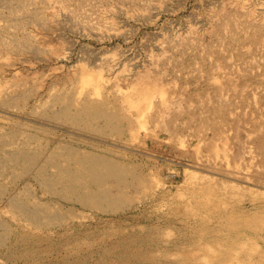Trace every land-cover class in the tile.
Masks as SVG:
<instances>
[{
	"label": "rangeland",
	"instance_id": "rangeland-1",
	"mask_svg": "<svg viewBox=\"0 0 264 264\" xmlns=\"http://www.w3.org/2000/svg\"><path fill=\"white\" fill-rule=\"evenodd\" d=\"M52 1L50 7L42 1L38 5L46 11L44 22L30 20L15 28L16 38L30 32L32 37L26 36L32 43L18 49L1 45L0 89L16 87L17 82L22 92H32L26 93V106L20 105L21 100L15 106H0V130L18 146L34 132L31 140L41 147L42 159L59 145L80 155L95 152L99 157L107 156L126 170L125 179L104 170L102 184L86 175L87 189L77 186V192L64 191L70 180L65 179L66 185L59 183L54 191L40 182V169L25 171L18 164L2 161L13 148L0 140V221L12 224L9 200L15 196L33 202L80 205L85 190L104 186L115 193L103 207L112 213H102V206L90 200L84 204L93 210L88 220L92 229L122 234L118 240H123V245L108 246L114 251L110 254H105L103 245L105 248L88 255L68 257L43 242L32 252L31 236L23 231L20 237L11 225L13 230L0 245V264H264V63L261 71L260 65L255 67L263 77L255 69L252 71L259 78L255 73L249 77L252 71L243 69L246 59L241 57L254 53L260 58L264 39L260 50L262 41L259 45L248 44V40L230 44L219 27L227 12L245 8L236 0H69L70 5H65L67 0ZM246 1L247 11L252 8L253 18L264 23V0ZM99 2L103 3L100 7ZM5 17L0 20L10 27L11 21ZM189 36L201 40L202 47L208 42L204 48L212 45L209 52L214 56L203 62L197 55L201 46L195 51V47L189 48L191 52L179 46L185 53L182 59L175 44ZM245 42L256 49H249ZM262 53L259 61L264 62ZM166 54L168 57L162 59ZM216 57L228 66L219 67ZM168 58L172 61L167 62ZM205 62H212L213 70ZM206 66L209 71H205ZM238 68L248 74L246 78ZM229 69L237 70L240 77H232ZM89 77L91 80H86ZM219 85L226 89L221 97L216 95ZM91 86L98 91L76 93ZM115 89L125 93L117 94ZM76 96L77 103H72ZM58 97L65 104L70 102L67 109L65 104V109L61 107L62 101L57 103ZM51 99L52 107L47 108L45 104ZM88 101L94 104L90 108L85 107ZM220 103L228 108L227 123H219L224 129L200 126L201 119L221 120L214 113ZM101 111L107 115L100 116ZM76 113L81 119L86 116L85 122L78 121ZM192 113L196 120L189 117ZM65 146L60 147L63 156L59 162L77 172L76 158L69 159ZM50 167L49 172L56 173L57 168ZM82 172L85 175L80 167L78 174Z\"/></svg>",
	"mask_w": 264,
	"mask_h": 264
},
{
	"label": "bare ground",
	"instance_id": "bare-ground-1",
	"mask_svg": "<svg viewBox=\"0 0 264 264\" xmlns=\"http://www.w3.org/2000/svg\"><path fill=\"white\" fill-rule=\"evenodd\" d=\"M41 1H42V4L45 5V7L47 5H48V7H50V5H51L50 2H53L52 0H0V6L2 7V9L3 10L6 9L5 11H3V10L0 11V19H1V17L3 18V17L6 16L5 18H7V19H5V20H10L11 23H12L11 24L10 21H9L11 26L7 27L6 25L3 24L4 22L2 23V21L0 20V48H1V45H2V47H6L8 49H18L19 47H25L29 43L33 42V41L32 42L29 41L30 36H28V35L29 34L31 35V33L29 32V34H27L22 27L21 28L23 29L24 34L26 33V35L29 37V39H27L26 35H25L26 37L24 36L23 38H21V37L20 38H16L18 36V34L15 32L17 30V29L15 30V28L16 27H20L22 25L25 26L27 21L30 22V23H31L32 20H33L32 23L34 22V20L39 21V22H44V19H46V16H45V14H46L45 12L46 11H44V9H42V7L38 8V5H39V3H41ZM81 1H83V0H80V2ZM99 1L102 2V0H99ZM106 1L107 0H105V2ZM67 2H69V0L65 1V5H66ZM74 2H75V0H74ZM95 2H97V1L95 0ZM100 2H99V7L101 5H103V3H100ZM236 3H239L238 6H241L243 9L245 8L244 10H246V11L239 12L241 9H239V11L237 9L236 10V11H238L237 13H235V11L232 14L228 13V12H227V14L225 13L226 15H223V16H225L224 17L225 18L224 22L222 20V22L219 24V27H221V31H223L224 34H225V35L224 34H222V35H224L226 37V39H225L226 42H229L230 44L239 45V43L244 42V40L245 41L248 40V42H247L248 44L251 41L252 43H255L256 45L257 44L259 45L260 42L264 39V23H262V21L260 22V21L256 20L255 18H253V15H254V17H256V16H255V12L253 14V11H251L252 8H251V10H249L250 8L247 7L248 10H249V11H247L245 6H247L248 3H247L246 0H236ZM68 4L69 3H67V5ZM87 4L89 5L90 2L87 3ZM91 4H92V2H91ZM84 5H85V3H84ZM249 5H250V2H249ZM77 6H78V4H77ZM79 6H80V3H79ZM97 6H98V4H97ZM97 6L95 5L94 8H96ZM94 8H92V9H94ZM47 11H48V9H47ZM208 12L211 13V11H208ZM213 13H214V11H213ZM213 15H215V14H213ZM248 15L251 18L246 17ZM209 18H211V17H209ZM218 18H216L217 22L219 21ZM217 22H216V25H218V23H219V22L218 23ZM216 28H217V26L214 28V31H215ZM22 29H20V30H22ZM219 30H217V31H219ZM214 31H213V33H214ZM217 33H219V32H217ZM221 33L222 32H220V34ZM222 35H221V37H222ZM214 36L216 38L215 33H214ZM31 37H32V35H31ZM218 37H217V39H219ZM225 37L222 38L223 41H224ZM195 38H192L190 36L189 37H183L182 39L179 38L180 39V41H179L180 45L177 44V42H178L177 41L175 46L176 45H177V47L181 46L182 49H187V50L189 48L193 49L195 47L194 50H193V51H195L196 47H200L201 46L200 45L201 42H199L201 40L198 41ZM214 42H216V41H214ZM168 43L171 44V42H168ZM207 43L208 42H206V44H204V46L207 45ZM210 43H212V41ZM222 43H221V45H222ZM247 43H246V45L248 46ZM242 45H244V44H242ZM260 45L261 46L260 47L258 46V49L262 47L263 41H262V44H260ZM204 46L203 47L201 46L200 48L202 49V48H204ZM208 46H206V47H208ZM210 46H209L210 49L206 48V47L204 48V49H206L205 52H203L204 49L201 50L199 48L201 54H200V52L198 50L199 54H197V55H201V57H198V58H200V61H201V58L203 59V62H204V61H206V59H209L211 56H214V54H212L210 56L211 53L209 51L212 52V50H213V46L212 45H210ZM252 46H254V45H252ZM170 47H171V45H170ZM177 47L174 48V51H175V49L177 50ZM181 47H179V49H181ZM211 48H212V50H211ZM238 48H242L241 45ZM245 48H247V47L245 46ZM245 48H243V49H245ZM169 49H171V48H169ZM182 49H181V53L184 51V50L182 51ZM190 49L188 51L191 52ZM221 49L222 48H220L219 50L221 51ZM249 49H256V48L255 47L254 48L253 47L252 48L249 47ZM258 49H257V51H258ZM262 49H263V47H262ZM247 50H248V48H247ZM188 51H187V53H188ZM222 51H223V49H222ZM240 51H243V50H240ZM262 51L264 52V50L260 51V58H261ZM179 52H180V50H179ZM216 52H217V50H216ZM254 52H255V50H254ZM181 53H179V54L182 55L181 58L183 59L185 53L184 54L183 53L181 54ZM213 53H214V51H213ZM243 53H246V52L243 51ZM192 54H194L193 56H196L194 52ZM220 54L221 53H219V56H220ZM222 54H224V52ZM180 55L178 57H180ZM172 56L173 55H172V49H171V56H169V57H172ZM174 56H176V55H174ZM223 56L224 55H222L220 57L223 58ZM248 56L251 57V55H248ZM248 56H246L247 58L244 57L243 55L241 56L242 59L243 58L246 59V63H245V61H243V63L245 64V68L243 67V69H245V70L247 69V70H249V72H251L254 69L256 70V68H257L256 65L257 66L260 65L259 69L261 71V68H262L261 65L264 63L263 60H262V62L259 61L261 59L258 56L256 57V54H254V53H253V55H252V57L250 59H249ZM165 57L167 58L168 55L166 54L164 56H161L162 59H164ZM174 58L175 57H173V59ZM217 58L218 57H216V59ZM224 58H226V56ZM169 59L170 58L167 59V62L169 61ZM216 59L213 62H216ZM247 59H249V61ZM159 60H158V62L161 61V60L160 61ZM195 60H196V58H195ZM219 60H221V58ZM171 61H172V59H170V62ZM197 61H199V60L197 59ZM217 61H218V59H217ZM163 62H165V61H163ZM173 62H175V60ZM177 62H178V60H177ZM177 62H175V63H177ZM194 62H196V61H194ZM206 62H205V64H207ZM200 63H202V62H200ZM211 63L212 62H210V64ZM217 63H218V66H219V64H221V61H218ZM197 64H199V63H197ZM205 64L203 63L202 65H205ZM210 64L208 65L209 69L211 68V66H213V64L212 65H210ZM160 65H163L162 62H161ZM215 65L216 64H214V69H215ZM221 65L223 66L225 64L222 63ZM226 67H224V68H226ZM216 68H217V65H216ZM204 69H205V71H209V70H206L207 66ZM211 69L213 70V67ZM239 69L240 68H238L237 70L242 72L243 69L242 70L241 69L239 70ZM230 70L231 69H229V74H230ZM231 71H232V73H231L232 77H234L233 75H235V74H237L238 76L240 75L239 72L236 73V71H235V73H234L233 70H231ZM256 71L258 72L259 70L257 69ZM210 72H212V71H210ZM243 72H244V70H243ZM249 72L247 71V73H249ZM227 73H228V71H227ZM247 73L244 72V75H243V73L241 75L245 76V74H247ZM252 73H255V72L252 71L251 74H249V75L247 74V75L250 77V76H252ZM263 73L264 72H262V75L264 76ZM207 74L209 75V72ZM255 74L257 75V73H255ZM258 74H259V72H258ZM260 74H261V72H260ZM260 74H259V76H261ZM256 75H254L255 78H256ZM243 76H241V77L243 78ZM246 76H245V78H246ZM259 76L257 75L258 78H259ZM263 76H261V77H263ZM86 80H91V78L89 77ZM15 83L17 85L16 87L10 85L11 87L9 86V88L0 89V106H4V105L15 106L20 100L22 101V103L20 105L21 106H26L25 105L26 103H24V101L26 102L25 99L27 98L26 93L29 92V90H30V92H32V91H31V89L28 88L29 90L26 93H24L25 92L24 90H26V88L25 89L23 88L24 92H22L20 87H18V83L17 82H15ZM90 84H92L91 81H90ZM229 84L232 85L233 83L231 84L229 82ZM234 84H236V83L234 82ZM243 85H245V84H243ZM19 86H21L20 83H19ZM219 86L217 87L218 90L216 91V95L221 97V96H224L225 92L223 93V91H225L226 89L222 88L221 86L219 88ZM91 88H92V86H91ZM223 89H225V90H223ZM91 91L92 92H95V91L97 92L98 91L97 87L94 88V86H93V88L90 89V90H85V88H79L76 91V93H79V95H81V94L83 95L85 93L91 94L92 93ZM114 91H116L115 93L120 94V95H123L125 93V92L123 93V91L121 89H115ZM53 99H55V98H53ZM53 99H51L50 101H48V103L45 104L47 106V108L48 107H52V102L54 101ZM74 99L75 100H73L72 103L73 102L77 103V100H76L77 96ZM55 100L56 101L57 100L58 101H62V103L65 102L63 100V98H61V97H58ZM221 100H222V98H221ZM58 101H57V103H58ZM64 104L65 103H63V105L61 107L64 108ZM69 105H70V102L68 101L65 104V108L67 109ZM92 105H94L92 101H88V102L85 103V107L86 108H90ZM164 105H166V104H164ZM224 106L225 105L223 103H220V104H217L215 106V108H214V113L217 114L221 118V120H219V119H210V118L201 119L202 121L199 122V125L201 126V125L205 124V125H207L209 127V129H212V130H215V131H222L224 129V126H223V129H222L221 128L222 124H219V123H220V121H222L223 123H227V122L224 121V119H227V113H228V108L224 107ZM166 107H168V105ZM37 108L39 109V107H37ZM162 109H164V108L162 107ZM72 110H73V107H72ZM54 111H56V110H54ZM54 111L52 110V113ZM64 111H66V110H64ZM90 112L92 113V111H90ZM47 114H49V113H47ZM259 114H261L260 116H263V112H261V113L259 112ZM99 115L100 116H106L107 114L105 112L101 111V112H99ZM192 115H193V113L190 114L189 117H191L194 120H196L197 119L196 114L193 117H192ZM67 116L69 117V112L68 111H67ZM60 117H61V115H60ZM77 117H78V114H77ZM85 117L83 116L82 119L78 117L79 119H77V120L78 121H84ZM110 117L112 118V116H110ZM67 120H68V118H67ZM130 120H131V118L128 119V122H130ZM122 124H124V123H122ZM81 125H82V123H81ZM204 127H206V126H204ZM11 131H12V128H11ZM28 132H26V133H28ZM11 133H13V132H11ZM27 136H28L29 140H25L26 141L25 144L18 146V144L14 143V140L13 141L9 140V139L6 138V136H3L2 130H0V140L3 141L2 142L3 145H9V146L12 145V148H13L12 150H10V149L7 150V152H6L7 154L5 153L7 159H5V156L2 157L0 155L2 157L1 160L2 161L7 160L8 163L11 162V163H14V164H18L25 171L30 170L31 168H33L34 172H35L38 169H40L39 171H37V176L39 177L40 182H43V184L48 185L54 191H57L58 188L56 186L59 183L63 184V182H66L67 179H70V180H68L67 186H65L66 184L65 185L63 184V187L64 186L66 187V188H64V191H66V189L68 188L69 190H72V192H73V190H76V192H77L78 191L77 186H83V187H86V189H87V183L85 181L87 179L86 175L88 177H91L93 180H95L97 182H100L102 184L106 180V178H105L106 175L103 173L104 170L107 171V172L109 171L110 175L115 174L118 179H121V181L125 179V177H124L125 173L123 171L126 172V170H123V168H120L115 163L113 164L112 160L107 158V156L105 157L102 153L101 154L104 157H99L97 154H94L95 152L94 153H90V154L88 153V155H86V153H85V155H82V154L80 155V154H78L79 152L75 153L74 149H72L70 147H66L65 145H61V146H65L64 148H65V151H66L69 159H71L70 157L76 158V161H77L76 163H77L78 167L77 168L75 167V168H76L77 172H75L72 167L64 166V165H62L61 162H59L58 158L60 156H63V152H62L63 150H61V148H60L61 146L60 145H59L58 148H55V149L53 148L47 154L46 158L42 159L41 147L33 145V144H35V142H32V140H31V138H34V137H32V136H34V132L29 133ZM27 136L25 135V139H26ZM11 138H12V136H11ZM35 138H37V136ZM17 140H19V139H17ZM36 140H38V139H36ZM22 141L23 140H21L20 142H22ZM16 142H18V141H16ZM37 143H39V142L37 141ZM37 143H36V145H37ZM15 144H16V146H15ZM0 146H1V143H0ZM34 146L36 148H39V149H35ZM1 148H2V146H1ZM3 150H5V148ZM5 163L7 164V162H5ZM11 163H9V164H11ZM50 165H51V167L53 166V167L57 168L56 173L51 174L49 172ZM80 167H82V169L85 171V175L83 174L84 172H82V174H80V173L78 174V170L80 169ZM2 170H3V168H2ZM231 171H233V173ZM231 171L230 172L232 174H236L237 173L234 170H231ZM0 183H2V182H0ZM51 188H50V190L49 189L48 190L51 191ZM78 188H80V187H78ZM60 190H61V188H60ZM68 193H70V192H68ZM113 194H115V193H113L112 190L107 189L104 186H102V189L99 188V187H96L94 189H88V190H85V192L82 194V196H80V194L78 195V198L80 199V197H81L80 200L83 202V204H80V205H77L75 203H70V201H68V202H58V203H50L48 201L47 202H45V201H38V202L35 201V202H33L32 200H28L29 198L24 199V198H21V196H19V195L18 196L20 198H18L17 196H15V197L12 196L13 198L10 197L11 199L9 200V207H10L11 212H8V213H10L9 220H12L13 222L11 224V223H9L8 221H5V220L0 221V245L3 244L2 242H5L4 240L6 239L7 234L11 233L10 231L14 227L15 231L17 232V234H19L20 237L22 236V232L23 231H25L26 234L31 236V240H32L31 243L33 244V246L31 247L30 251H32V252L37 251V247L39 246V244L45 242L47 244L48 248L62 250L64 253H66L68 255V257H70L71 255H80V254L82 255L84 253H86V254L89 253L90 254V253L95 252L99 248H105V247H106L104 249L105 254H106L107 251H109V254L111 252L113 253L114 251L109 249L108 246L111 247V245H113V246L115 245L114 246L115 248L118 247V246H122L123 245V240H118V239L119 238L122 239L123 235L119 234V233H110L109 231H105V230H101V229H97V230L96 229H92L90 220H88V219H90L89 212L93 211V210L87 208L86 205H84V204L88 203L90 200H95L96 202H98L102 206L100 208H103L104 205H105L104 202L107 201V200H110L113 197ZM66 197H68V196H66ZM64 198H65V196H64ZM99 210L102 213L103 212L104 213H112L111 210H107V209H104V208L103 209H99ZM18 224H20V226H22L23 228L21 229V227ZM14 225L17 226V227H15ZM20 237H19V239H20ZM103 245H105V247H103ZM66 258L67 257H65V259Z\"/></svg>",
	"mask_w": 264,
	"mask_h": 264
}]
</instances>
